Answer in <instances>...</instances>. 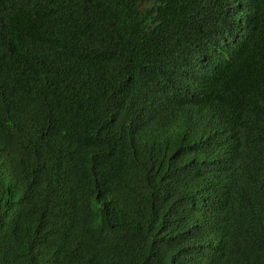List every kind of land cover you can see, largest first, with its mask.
I'll return each mask as SVG.
<instances>
[{"label": "trees", "instance_id": "obj_1", "mask_svg": "<svg viewBox=\"0 0 264 264\" xmlns=\"http://www.w3.org/2000/svg\"><path fill=\"white\" fill-rule=\"evenodd\" d=\"M0 264H264V0H0Z\"/></svg>", "mask_w": 264, "mask_h": 264}, {"label": "clouds", "instance_id": "obj_2", "mask_svg": "<svg viewBox=\"0 0 264 264\" xmlns=\"http://www.w3.org/2000/svg\"><path fill=\"white\" fill-rule=\"evenodd\" d=\"M172 96L167 95L166 92L161 91L152 97L150 105L154 107L156 111L155 122L149 125H145V129L142 134L146 135V144L150 143L153 138L158 135V139L163 131L164 126L172 127V115L170 114L176 103L171 101ZM179 104L184 106L188 110V114L194 116L195 123L193 128H199L201 121L206 116V111L204 109H198L200 104H195L191 98H181ZM120 118H112L109 126L119 125ZM114 135V134H111ZM116 136V135H115ZM190 137L188 136V140ZM181 167L173 168V170L166 175L161 176L163 182L161 186V193L166 197L174 195L180 189L192 190L189 192L198 193L194 187V174L189 170H182Z\"/></svg>", "mask_w": 264, "mask_h": 264}]
</instances>
